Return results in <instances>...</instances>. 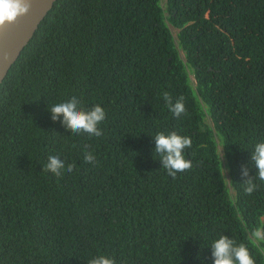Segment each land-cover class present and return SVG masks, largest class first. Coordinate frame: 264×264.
Instances as JSON below:
<instances>
[{
	"label": "trees",
	"instance_id": "1",
	"mask_svg": "<svg viewBox=\"0 0 264 264\" xmlns=\"http://www.w3.org/2000/svg\"><path fill=\"white\" fill-rule=\"evenodd\" d=\"M73 96L105 110L102 135L51 119ZM173 131L192 140L175 179L154 152ZM259 142L264 0H57L0 85V264H213L222 234L264 264ZM51 155L59 177L44 170Z\"/></svg>",
	"mask_w": 264,
	"mask_h": 264
},
{
	"label": "clouds",
	"instance_id": "2",
	"mask_svg": "<svg viewBox=\"0 0 264 264\" xmlns=\"http://www.w3.org/2000/svg\"><path fill=\"white\" fill-rule=\"evenodd\" d=\"M30 10L31 0H0V28L5 27L6 24L15 23L19 17L28 15ZM170 27L173 34L179 31L174 26ZM180 55L186 62V55L182 49L180 50ZM191 77L196 82L194 75H191ZM163 98L174 116L179 117L186 112L183 97L179 98L174 104L168 92L163 93ZM80 103V100L73 96L66 102L52 106L49 108L51 119L57 121L62 116L61 123L66 129L71 130L72 133L85 132L97 137L102 135L98 125L106 118L105 110L99 104L90 110H85L82 107H78ZM154 138V152L160 155L162 167L167 170L169 176L175 179L178 172H184L192 168V161L184 156V150L192 146L190 137L181 136L173 131L167 135L163 132L157 133ZM218 149L220 153H223L224 147L222 144L218 145ZM84 158L87 162H95V156L91 152L86 153ZM251 160L258 170L255 178L264 181V142H259L255 145L251 153ZM64 168L65 161L56 155L49 156L48 162L44 165V170L50 171L58 177L62 175L61 170ZM74 168V164L67 165L69 173L73 172ZM223 172L229 183L228 168H223ZM242 176L247 177L244 181L246 185L245 193L251 195L258 188V185L254 182V178L249 176L247 167L242 169ZM232 192L234 191L232 190ZM252 236L257 242H264V228L255 229ZM211 248L213 264H256V260L249 248L242 242L237 244L235 239L227 235L222 234L211 244ZM260 250L264 252V248ZM87 264H116V261L114 258L99 255L90 259Z\"/></svg>",
	"mask_w": 264,
	"mask_h": 264
},
{
	"label": "water",
	"instance_id": "3",
	"mask_svg": "<svg viewBox=\"0 0 264 264\" xmlns=\"http://www.w3.org/2000/svg\"><path fill=\"white\" fill-rule=\"evenodd\" d=\"M57 0H31L28 15L0 28V85Z\"/></svg>",
	"mask_w": 264,
	"mask_h": 264
},
{
	"label": "rangeland",
	"instance_id": "4",
	"mask_svg": "<svg viewBox=\"0 0 264 264\" xmlns=\"http://www.w3.org/2000/svg\"><path fill=\"white\" fill-rule=\"evenodd\" d=\"M173 30H174V28H173ZM207 121L211 123V120L209 118L207 119ZM211 125H212V123H211ZM222 160H223V158H222Z\"/></svg>",
	"mask_w": 264,
	"mask_h": 264
}]
</instances>
